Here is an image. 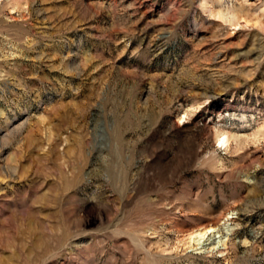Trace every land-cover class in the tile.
I'll list each match as a JSON object with an SVG mask.
<instances>
[{"label": "rangeland", "instance_id": "obj_1", "mask_svg": "<svg viewBox=\"0 0 264 264\" xmlns=\"http://www.w3.org/2000/svg\"><path fill=\"white\" fill-rule=\"evenodd\" d=\"M262 133L264 0H0V264H264Z\"/></svg>", "mask_w": 264, "mask_h": 264}, {"label": "bare ground", "instance_id": "obj_2", "mask_svg": "<svg viewBox=\"0 0 264 264\" xmlns=\"http://www.w3.org/2000/svg\"><path fill=\"white\" fill-rule=\"evenodd\" d=\"M234 17V16H233ZM263 132V131H262ZM264 133H262V135H263ZM232 141H234V142H238V140H237V138L236 137H230L227 133H220V134H218L217 135V138H216V144H217V148H220V149H223V150H227V148H228V145H229V143L230 142H232ZM114 148V147H113ZM115 149V148H114ZM113 154V153H112ZM115 154V153H114ZM118 153H116V155H117ZM114 161V160H113ZM117 164V163H116ZM112 170H111V168H109L108 170H107V172L109 173V178L110 179H112L113 181H114V179L116 180L117 179V177H118V172L114 169V165L112 166ZM229 219H230V217H229ZM213 229H210V228H208V229H204V230H199V231H196V232H194L190 237H189V239L191 240H193V239H195V240H197L196 242H200V241H203V240H205L204 238L209 234V233H211V232H213L212 231ZM218 238H219V236H218ZM189 241V240H188ZM192 242V241H191ZM220 242V241H219ZM218 242V243H219ZM223 244H224V241L222 242ZM221 246H222V244H221ZM218 246L216 245L213 249H215L216 250V248H217ZM220 248V247H219Z\"/></svg>", "mask_w": 264, "mask_h": 264}]
</instances>
